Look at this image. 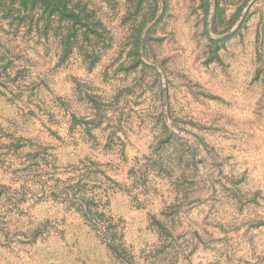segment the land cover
I'll return each instance as SVG.
<instances>
[{
	"label": "rangeland",
	"instance_id": "rangeland-1",
	"mask_svg": "<svg viewBox=\"0 0 264 264\" xmlns=\"http://www.w3.org/2000/svg\"><path fill=\"white\" fill-rule=\"evenodd\" d=\"M0 264H264V0H0Z\"/></svg>",
	"mask_w": 264,
	"mask_h": 264
}]
</instances>
